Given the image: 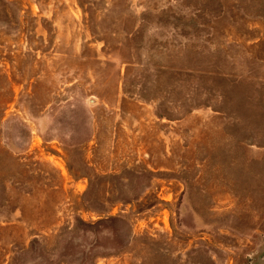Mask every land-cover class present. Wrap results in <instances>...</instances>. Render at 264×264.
Here are the masks:
<instances>
[{
	"label": "rangeland",
	"instance_id": "rangeland-1",
	"mask_svg": "<svg viewBox=\"0 0 264 264\" xmlns=\"http://www.w3.org/2000/svg\"><path fill=\"white\" fill-rule=\"evenodd\" d=\"M0 264H264V0H0Z\"/></svg>",
	"mask_w": 264,
	"mask_h": 264
}]
</instances>
